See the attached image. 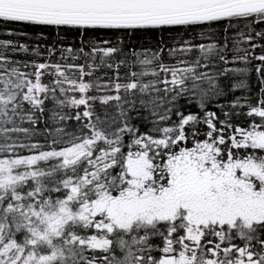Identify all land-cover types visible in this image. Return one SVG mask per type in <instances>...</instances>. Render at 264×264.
Returning a JSON list of instances; mask_svg holds the SVG:
<instances>
[{
    "label": "trees",
    "instance_id": "obj_1",
    "mask_svg": "<svg viewBox=\"0 0 264 264\" xmlns=\"http://www.w3.org/2000/svg\"><path fill=\"white\" fill-rule=\"evenodd\" d=\"M263 130L264 10L137 27L0 16V161H19L0 181V264H264V220L189 232L183 216L127 230L76 217L123 192L137 153L156 194L193 161L254 185L237 162L264 164L250 141ZM82 143L71 164L25 160Z\"/></svg>",
    "mask_w": 264,
    "mask_h": 264
},
{
    "label": "rangeland",
    "instance_id": "obj_2",
    "mask_svg": "<svg viewBox=\"0 0 264 264\" xmlns=\"http://www.w3.org/2000/svg\"><path fill=\"white\" fill-rule=\"evenodd\" d=\"M250 141L254 147L264 149V130L254 132ZM84 143L66 149L25 159L34 163L41 157L51 155L59 157L63 163L75 162L86 150ZM128 182L123 192L118 195H101L96 200L83 206L76 215L85 219L86 216L96 218L101 225L127 230L133 225L153 221L173 220L178 216L188 224V231L194 230L199 224L218 223L231 225L241 222L244 225L264 220V164L252 161L237 162L242 176L254 174V185L243 179H225L218 177V182L210 184L203 178L190 193L178 194L174 189L177 177L173 178L171 189L156 194L149 189L148 161L142 154H136L127 160ZM19 164L15 161H0V181L4 180L7 171ZM228 178V173H224ZM241 177V178H243ZM156 191V190H155ZM73 217L72 214L64 218ZM57 217L52 226H59L64 219ZM112 226V227H111ZM191 231V232H194ZM184 259H165L163 264H184Z\"/></svg>",
    "mask_w": 264,
    "mask_h": 264
},
{
    "label": "water",
    "instance_id": "obj_3",
    "mask_svg": "<svg viewBox=\"0 0 264 264\" xmlns=\"http://www.w3.org/2000/svg\"><path fill=\"white\" fill-rule=\"evenodd\" d=\"M261 10L264 0H0L1 17L79 26L174 25Z\"/></svg>",
    "mask_w": 264,
    "mask_h": 264
},
{
    "label": "flooded vegetation",
    "instance_id": "obj_4",
    "mask_svg": "<svg viewBox=\"0 0 264 264\" xmlns=\"http://www.w3.org/2000/svg\"><path fill=\"white\" fill-rule=\"evenodd\" d=\"M182 164L184 165L183 169L181 171L178 170V181L174 185V189L179 195L182 194V191L187 194L190 193L191 188L197 187L203 178L208 179V182L212 184L215 181L217 183V178L222 175L220 172H211L210 170L205 169L203 166L197 165L196 161L192 162V164H194L193 168L189 162Z\"/></svg>",
    "mask_w": 264,
    "mask_h": 264
}]
</instances>
